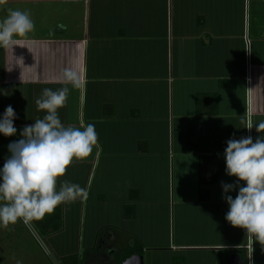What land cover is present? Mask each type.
I'll return each instance as SVG.
<instances>
[{
  "label": "crops",
  "instance_id": "0c3cea01",
  "mask_svg": "<svg viewBox=\"0 0 264 264\" xmlns=\"http://www.w3.org/2000/svg\"><path fill=\"white\" fill-rule=\"evenodd\" d=\"M9 10L29 12L34 30L0 47V114L19 117L16 136L0 134V167L45 115L44 88L69 87L62 123L98 133L58 178L87 199L32 222L62 264H248L249 244L264 264V245L225 220L221 186L237 179L226 141L255 140L264 121V0H0V22ZM69 67L78 88L64 83Z\"/></svg>",
  "mask_w": 264,
  "mask_h": 264
},
{
  "label": "clouds",
  "instance_id": "9594fccd",
  "mask_svg": "<svg viewBox=\"0 0 264 264\" xmlns=\"http://www.w3.org/2000/svg\"><path fill=\"white\" fill-rule=\"evenodd\" d=\"M33 30L29 12L9 10L0 22V47L13 48L17 45L15 37H26ZM63 80L73 88L80 86L74 68L64 70ZM68 93L67 86L42 89L35 104L45 115L23 126L20 138L7 145L9 155L0 167V228L7 229L19 221L31 230L33 221L53 214L58 206L87 199L88 190L79 184L67 179L58 183L74 161L87 159L98 147L93 123L79 127L62 123L58 110L66 106ZM17 119L8 105L0 114V134L16 136ZM245 128L251 130L253 126L247 124ZM255 130V140L249 135L226 141L225 173L237 179L234 183L222 182V199L228 205L225 220L264 245V121L256 124ZM241 181L245 183L241 185ZM232 191H236L235 198L228 195Z\"/></svg>",
  "mask_w": 264,
  "mask_h": 264
},
{
  "label": "rangeland",
  "instance_id": "374dc122",
  "mask_svg": "<svg viewBox=\"0 0 264 264\" xmlns=\"http://www.w3.org/2000/svg\"><path fill=\"white\" fill-rule=\"evenodd\" d=\"M40 236H34L19 221L7 229L0 228V264H62Z\"/></svg>",
  "mask_w": 264,
  "mask_h": 264
},
{
  "label": "water",
  "instance_id": "95a60500",
  "mask_svg": "<svg viewBox=\"0 0 264 264\" xmlns=\"http://www.w3.org/2000/svg\"><path fill=\"white\" fill-rule=\"evenodd\" d=\"M119 264H143V259L139 255H126L124 256ZM222 264H244L243 257L233 255L226 258Z\"/></svg>",
  "mask_w": 264,
  "mask_h": 264
},
{
  "label": "built area",
  "instance_id": "2783aa9c",
  "mask_svg": "<svg viewBox=\"0 0 264 264\" xmlns=\"http://www.w3.org/2000/svg\"><path fill=\"white\" fill-rule=\"evenodd\" d=\"M250 68V67H249ZM28 228V227H27ZM29 229V228H28ZM33 234H34V236H37V237H39L40 235L36 232V230L34 229V228H32L31 230H30ZM41 237V236H40ZM247 250H248V253H249V256H248V264H252V255H251V251H252V245H248L247 246Z\"/></svg>",
  "mask_w": 264,
  "mask_h": 264
},
{
  "label": "trees",
  "instance_id": "16d2710c",
  "mask_svg": "<svg viewBox=\"0 0 264 264\" xmlns=\"http://www.w3.org/2000/svg\"><path fill=\"white\" fill-rule=\"evenodd\" d=\"M45 222H46V221H45ZM54 222H55L54 220L51 221V227H53L54 230L59 229V228L61 227V225H60V224H55V225H54V224H53ZM52 224H53L54 226H53Z\"/></svg>",
  "mask_w": 264,
  "mask_h": 264
}]
</instances>
